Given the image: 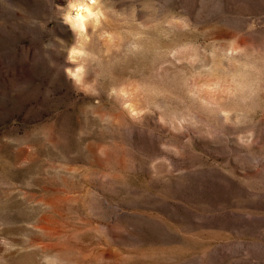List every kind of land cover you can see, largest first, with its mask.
<instances>
[{"label":"rangeland","instance_id":"obj_1","mask_svg":"<svg viewBox=\"0 0 264 264\" xmlns=\"http://www.w3.org/2000/svg\"><path fill=\"white\" fill-rule=\"evenodd\" d=\"M0 264H264V0H0Z\"/></svg>","mask_w":264,"mask_h":264},{"label":"bare ground","instance_id":"obj_2","mask_svg":"<svg viewBox=\"0 0 264 264\" xmlns=\"http://www.w3.org/2000/svg\"><path fill=\"white\" fill-rule=\"evenodd\" d=\"M82 19H83V15L80 12V8L77 9L75 16H74V22L78 25V26H82Z\"/></svg>","mask_w":264,"mask_h":264},{"label":"clouds","instance_id":"obj_3","mask_svg":"<svg viewBox=\"0 0 264 264\" xmlns=\"http://www.w3.org/2000/svg\"><path fill=\"white\" fill-rule=\"evenodd\" d=\"M73 7H75V5H73ZM87 9H85V11H86Z\"/></svg>","mask_w":264,"mask_h":264}]
</instances>
